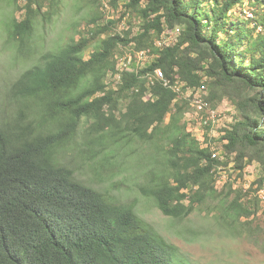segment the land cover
I'll return each mask as SVG.
<instances>
[{
  "label": "trees",
  "instance_id": "trees-1",
  "mask_svg": "<svg viewBox=\"0 0 264 264\" xmlns=\"http://www.w3.org/2000/svg\"><path fill=\"white\" fill-rule=\"evenodd\" d=\"M245 1L252 0H126L117 18L92 17L86 34L21 73L6 97L14 110L0 107V264H184L131 203L76 177L84 166L114 175L124 170L121 158L137 153L146 169L136 187L164 215L182 219L214 200L230 231L242 218L250 223L262 206L264 176L248 188L230 179L218 188L221 162L183 120L190 99L161 82L151 87L155 99H143L145 75L156 67L185 90L205 85L211 107L226 98L236 110L221 129L238 175L252 162L264 169V0H253L244 22L230 18ZM44 5L24 0L23 18L9 23L20 51L37 17L55 12ZM128 15L142 19L139 31L116 29ZM176 27L174 43L155 46ZM131 42L157 56L123 71L113 88L106 80L116 71L113 56ZM261 245L264 251V237Z\"/></svg>",
  "mask_w": 264,
  "mask_h": 264
},
{
  "label": "rangeland",
  "instance_id": "rangeland-1",
  "mask_svg": "<svg viewBox=\"0 0 264 264\" xmlns=\"http://www.w3.org/2000/svg\"><path fill=\"white\" fill-rule=\"evenodd\" d=\"M23 4L24 0H0V107L9 111L14 110V105L11 106L7 101L8 90L22 72L33 65L43 64L45 54L56 52L77 39L80 34H86L93 25L89 22L92 17L102 13L104 18L99 19L102 23L108 15L115 19L123 10L117 2V7H112L108 12L103 0H45L43 11L55 12L46 19L43 16L37 17L29 46L23 52L19 50L18 41L10 38L8 31V25L14 18H23ZM255 7L253 0L251 3L245 1L228 15L244 22L252 16V9ZM242 21L240 22L243 23ZM128 24L137 32L142 19L136 15H128L116 29H123ZM260 29L262 26H259L258 30ZM168 30L164 31L163 36L166 34L165 42L172 44L177 39V33L169 34ZM98 42L91 43L85 49L84 58L90 56ZM106 80L112 81L110 77H106ZM215 107L222 114V121L218 125L219 129L217 128L219 133L222 131L220 128L227 127L234 121L236 110L226 98ZM136 155L121 158L124 170L114 175L107 172L98 174L90 166H84L76 173V177L96 189L108 192L119 202L131 203L143 220L169 244L175 246L176 255L184 264H264L261 245L264 237V199L261 198V209L255 216L250 217V223L243 225L246 220L242 218V223H237L238 227L235 224L233 231L229 230L227 223H223L222 206H218V201L214 200H208L185 218L166 216L151 199L140 194L136 187V183L142 179V170L146 169L142 165L145 157L142 160L138 153ZM223 174L219 172L218 188L222 186ZM238 174L239 170L228 173V178L236 186L248 188L253 181L264 176V169L258 162H252L245 167L242 176ZM261 189L264 190V183Z\"/></svg>",
  "mask_w": 264,
  "mask_h": 264
},
{
  "label": "built area",
  "instance_id": "built-area-1",
  "mask_svg": "<svg viewBox=\"0 0 264 264\" xmlns=\"http://www.w3.org/2000/svg\"><path fill=\"white\" fill-rule=\"evenodd\" d=\"M111 2L112 0H103L104 6L108 9V12L109 9L112 7L114 8ZM117 2L118 5L123 7L126 0H117ZM107 19L113 18L108 15ZM180 29V27H176L174 29H169L167 32L169 34L177 33L178 36ZM163 34L164 32L161 37L155 41V46L162 48L169 45L165 42L164 37L166 34L164 36ZM156 56V53L150 52L148 49H135L134 42H131L128 46L121 47L113 56L116 64V71L109 72L108 77H110L112 81L107 80V83H111L113 88H117L123 71L137 72L142 67L153 62ZM145 76L147 77V91L143 97L144 100L156 98L151 92V87L156 82H161L164 86L171 87L177 93L178 97L190 99V108L184 113L183 120L186 122L188 130L200 141L201 145L203 147H210L211 157L221 162L218 166V173H224L221 175V177H223V185L229 180L228 173L236 172L238 169L236 170L235 168L234 155L228 153L224 147L228 142L227 139L222 138L224 131L217 133V128L219 129L218 125L222 121V114L218 108L211 107L208 101L204 99V95L207 93V87L201 85L199 87H188L185 90L182 85L179 84V79H177L175 84H172L171 79L165 75L160 67H156L152 71L147 72ZM227 127H229V125ZM219 179L220 178H218V181ZM234 186H236L235 183ZM257 194L260 199H264L263 189L260 188Z\"/></svg>",
  "mask_w": 264,
  "mask_h": 264
}]
</instances>
